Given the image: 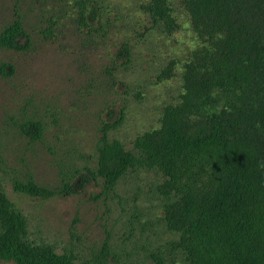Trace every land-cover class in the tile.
Instances as JSON below:
<instances>
[{
    "label": "rangeland",
    "instance_id": "rangeland-1",
    "mask_svg": "<svg viewBox=\"0 0 264 264\" xmlns=\"http://www.w3.org/2000/svg\"><path fill=\"white\" fill-rule=\"evenodd\" d=\"M149 1L0 0V33L18 17L29 40L23 51L0 48V189L24 218V240L73 264H185L159 173L132 171L113 188L90 174L101 129L114 126L108 140L135 152V138L179 103L184 64L203 46L181 0H167L172 34L143 11ZM169 63L172 76L160 79ZM27 182L59 194L14 190Z\"/></svg>",
    "mask_w": 264,
    "mask_h": 264
},
{
    "label": "trees",
    "instance_id": "trees-1",
    "mask_svg": "<svg viewBox=\"0 0 264 264\" xmlns=\"http://www.w3.org/2000/svg\"><path fill=\"white\" fill-rule=\"evenodd\" d=\"M181 2L203 46L184 64L179 103L163 109L158 129L135 138V152L109 141L114 126L105 125L90 174L113 188L132 171L159 173L169 198L164 221L178 235L185 264H264V0ZM142 9L164 33L177 30L167 0ZM28 44L18 17L0 33V48L23 51ZM172 72L169 63L160 79ZM31 127L38 136L40 125ZM14 190L41 199L59 194L32 182ZM24 231V218L0 189V260L73 264L24 240Z\"/></svg>",
    "mask_w": 264,
    "mask_h": 264
},
{
    "label": "clouds",
    "instance_id": "clouds-1",
    "mask_svg": "<svg viewBox=\"0 0 264 264\" xmlns=\"http://www.w3.org/2000/svg\"><path fill=\"white\" fill-rule=\"evenodd\" d=\"M220 38H222V37H220ZM261 167H264V165H261Z\"/></svg>",
    "mask_w": 264,
    "mask_h": 264
}]
</instances>
